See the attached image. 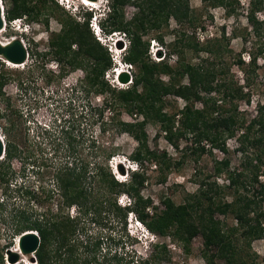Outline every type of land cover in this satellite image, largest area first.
Instances as JSON below:
<instances>
[{
    "label": "trees",
    "instance_id": "16d2710c",
    "mask_svg": "<svg viewBox=\"0 0 264 264\" xmlns=\"http://www.w3.org/2000/svg\"><path fill=\"white\" fill-rule=\"evenodd\" d=\"M2 2L6 4L4 15L7 21L21 16L37 20L45 10L64 11L56 0ZM201 2L207 8H223L227 16H234L242 9L253 34L259 38L264 34V16L262 19L257 17L258 12H264V0ZM127 3L134 5L137 11L129 19H124L123 7ZM91 15L92 12L88 11L82 21L64 16L61 33L52 39L58 51L56 58L72 69L84 71L81 87L97 95L108 94L104 108L112 110L115 131L126 132L138 142L132 158L137 160L139 167L130 172L128 180H118L110 165L111 157L118 154L114 153L119 147L114 140L105 147L92 138L91 147L105 152L100 159L90 163L77 154L79 135L61 126L63 132L59 141L64 147L63 156L51 172L52 185L40 184L33 188L15 185L11 191L13 194L0 201L1 209L16 194L24 197L28 206L33 204L30 212L24 209L16 212L14 234L19 236L25 230L37 232L40 243L34 253L35 264H98L94 252L91 257V253L80 251L89 245L93 251L100 244L98 241L90 244L89 235L83 239L79 237L81 216L90 215L91 220L96 221L98 215L108 212L125 229L128 213L132 212L156 236L171 237L183 247L200 236L206 264H256L257 255L251 250V244L264 238V183L259 177L260 166L264 164V103L256 105V113L249 119L239 108L240 101L250 102L249 78L247 75L245 83L239 84L229 73L223 58L229 41L224 27L218 37H207L202 43L193 33L189 35L183 29L184 26L193 28L200 22L201 14L191 8L190 0H110V11L100 22L101 29L104 34L124 33L128 47L123 61L136 68L130 85L118 87L104 77L114 60L107 47L91 32ZM169 19H173L178 25L177 31L182 32L175 34L163 55L158 50L157 54L162 58L154 61L149 58L148 41L143 40V36L167 27ZM200 26L205 30V25ZM156 38L163 42V35ZM185 50L195 52L197 60L186 59ZM174 54L176 62L171 65L168 60ZM256 58L249 52L247 62L238 56L236 63L254 71ZM4 81L5 77L0 75V95L3 94ZM166 96L181 98L183 106L171 113L164 111ZM120 109L134 115L135 119L119 120ZM91 110L94 115L101 116V109ZM149 121L159 125V130L175 150L179 149L178 140L185 138L188 144L184 151L202 154L208 151L207 148H216L225 152L227 139L236 137L237 150L248 153L251 148L255 163L250 158L246 160L251 166L248 172L246 168L230 170L229 159L223 157L215 161L214 170L215 175L223 171L227 173L226 184L217 187L215 180L200 181L196 193L187 195L182 202L176 204L165 197L161 201L163 207H158L150 197L142 194L147 175L141 161L155 162L163 172L161 181L166 178L165 172L178 166L180 161L173 162L165 150L147 147L145 125ZM14 142L7 143L0 159V184H5V189L9 188V178H5L11 167L9 161L21 154L17 153L19 149ZM38 173V179L42 180L45 173ZM254 184L258 187L248 194L249 187ZM213 188L220 191L214 195L210 192ZM121 194L128 198V203L123 206L118 203ZM228 194L230 199H225ZM45 203L47 206L42 208ZM220 215L231 216L234 223L228 225ZM154 246L157 249L155 255L166 250L164 242ZM132 261L127 259L116 264H146V259ZM0 264H8L3 250H0Z\"/></svg>",
    "mask_w": 264,
    "mask_h": 264
},
{
    "label": "rangeland",
    "instance_id": "374dc122",
    "mask_svg": "<svg viewBox=\"0 0 264 264\" xmlns=\"http://www.w3.org/2000/svg\"><path fill=\"white\" fill-rule=\"evenodd\" d=\"M66 1L68 4H72L70 9L58 3L64 11L45 10L37 20H29L23 16L16 17L11 22L6 21L4 30L0 33L3 43L18 37L23 41L27 50V58L20 67L11 66L0 58V75L5 77L3 94L0 95V136L4 139L5 147L11 140L15 141L14 143L19 149L17 153H21L9 161L11 167L9 170L7 169L9 173L5 177L9 178V188L5 189V184H0V201L13 194L11 191L15 185L32 188L40 184L47 187L52 185L51 172L63 156L62 149L64 147L59 141L63 132L61 126H65V129L73 130L79 135L77 154L90 163L94 159H100L105 152L96 151L91 147L90 140L92 138L97 139L105 147H109L114 140L119 145L114 153L118 154L111 157L110 165L118 179L128 180L130 172L139 167L136 164L137 160L132 158L133 152L138 147V142L126 132H116L115 121H111L112 110L104 108L105 100L109 99L108 94H105L106 96L97 95L92 90L81 87L80 81H83L84 71L80 68L72 69L66 63L58 62L56 58L58 51L52 43V39L61 33L64 16H71L82 21L83 15H87V12L90 11L88 7L81 4V0ZM106 1L98 0V4L94 5L95 8L91 11V16L95 13H102V9L107 7ZM2 4L5 12L6 4L4 2ZM190 6L196 14H201V17L195 27L184 26L185 33L189 35L193 33L196 39L203 43L207 37H218L224 27L229 41L223 58L228 64L229 73L233 75L234 81L244 84V79L248 75L250 85L247 88L251 92L250 102L240 101L239 108L244 112L246 118H251L256 113V105L264 103V34L260 38L253 34L252 27L247 22L242 9L234 16H227L223 8H207L201 0H190ZM136 11L137 8L134 5L127 3L123 7L124 19H129ZM263 16L264 12L257 13L259 19H262ZM23 20L24 24H22ZM91 21L92 17L89 20L91 32L95 38L100 40L101 44L107 47L114 60L112 68L105 72V79L118 87H127L131 82L119 84L116 82L115 74L116 70L123 65L124 69L119 71H129L131 78L136 70L134 65L127 63L125 65L123 61V55L128 47V38L123 32L104 34L101 26L98 29L93 27L92 30ZM201 24L205 25V30H202ZM177 29L179 28L175 21L169 19L167 27L151 31L148 35L143 36V40L148 41L150 59L157 61L162 58L166 51V45L172 41L175 34L182 32ZM157 35H163V42L156 38ZM119 40H121V48L117 47ZM74 48L73 44L72 49ZM158 50L162 52L160 58L155 57ZM249 52L257 57L254 71L246 65L242 66L243 69L236 63L238 56L247 62ZM184 55L186 59L197 60L195 52L185 50ZM117 60L121 61L122 65H118ZM168 62L171 65L175 64V54L169 57ZM127 67L129 69H126ZM164 100L166 104L164 111L168 113L181 108L184 104V101L179 97L166 96ZM197 105L199 106V104ZM93 108L101 109V116L94 115L91 110ZM118 114L121 121L135 119L134 115L128 114L123 109H120ZM145 132L146 145L149 149L165 150L173 162L180 161L178 166L165 172L164 181L160 180L163 172L155 162L141 161L147 175L142 194L150 197L155 205L161 208L163 207L161 201L165 197H169L177 204L182 202L187 195L196 193L200 181L212 182L215 180L218 183L217 187L226 184L227 173L223 171L221 174L215 175L214 170L215 161H219L223 157L229 159L230 170L246 168V172H248L251 166L246 164V160L250 158L252 163H255V153L251 148L248 153H241L237 150L236 137L227 139L225 152L216 148H207L208 151L199 154L184 151L188 144L185 138L178 140L179 149L175 150L167 141L164 133L159 130L157 123L149 121L145 125ZM183 151L184 153H182ZM38 172L45 173L42 180L38 179ZM259 175L260 181L264 183V164L260 166ZM257 187V184H254L252 188L249 187L248 194H252L253 189ZM219 191L220 189L214 190L213 188L210 192L215 195ZM14 196L15 198L8 199L4 207L0 209V250H3L4 256L7 248L17 249L18 235H15L13 230L16 212L18 213L22 209L30 212V209L33 208L32 203L28 206L24 197L16 194ZM225 199H230L229 194L225 196ZM118 203L123 206L128 203V198L121 194ZM46 206L45 203L42 208ZM219 217L224 219L228 225L234 223L231 216L220 215ZM96 218L95 221L91 220L90 215L81 216L80 236H78L83 239L89 235L90 244L97 241L100 243L98 248L92 249L93 251H91L90 245L80 249L81 252L91 253V257L94 252L98 264H116L118 261L124 262L127 259L129 261L146 259V264H206L200 236L194 237L187 247H183L171 237L156 236L132 212L128 213L125 229L118 219L108 212H102ZM135 221L138 222L135 223ZM9 242H11L10 246L5 248ZM163 242L166 244V250L158 252L159 254L156 255L153 254L154 251L157 252L154 245ZM251 250L257 255L256 264H264V238L254 240ZM31 257L23 258L19 262L35 264V261L29 260Z\"/></svg>",
    "mask_w": 264,
    "mask_h": 264
},
{
    "label": "water",
    "instance_id": "95a60500",
    "mask_svg": "<svg viewBox=\"0 0 264 264\" xmlns=\"http://www.w3.org/2000/svg\"><path fill=\"white\" fill-rule=\"evenodd\" d=\"M96 1V0H90ZM4 6L2 1L0 0V30L4 27ZM117 47L121 48V40L118 41ZM0 58L5 61H9L15 64L24 63L27 58V50L25 45L22 43L20 38H12L8 41V43L3 44L0 42ZM116 82L119 84H129L131 82V75L129 71L118 72L115 75ZM5 144L3 140L0 138V159L4 155ZM123 173V172H122ZM40 243L39 235L36 231L33 230H25L17 237V248L15 249L7 248L5 250V259L8 264H15L20 261L21 254L25 256H32L29 258L30 261H35L34 253L36 252Z\"/></svg>",
    "mask_w": 264,
    "mask_h": 264
},
{
    "label": "clouds",
    "instance_id": "9594fccd",
    "mask_svg": "<svg viewBox=\"0 0 264 264\" xmlns=\"http://www.w3.org/2000/svg\"><path fill=\"white\" fill-rule=\"evenodd\" d=\"M58 3H60L62 6H66V8H71L72 7V4L70 5V4H68L67 2L68 1H66V0H56ZM81 2V4H83L84 6H86V7H88L89 9H90V11H92V9L93 8H95V7H93V6H91V5H88V4H85V3H83L82 1H80ZM106 3H107V7L106 8H103L102 10V13L100 12V13H95V14H93V16H91L92 17V21H91V23H90V26H92L91 28H92V30H93V27H96L97 29L100 27V22H101V20L102 19H104L105 18V16L107 15V13L110 11V0H107L106 1ZM69 6V7H68ZM90 17V18H91ZM98 18V19H97ZM22 24H24V23H22ZM158 51H156V53H157ZM155 53V55L156 56H159L158 54H156ZM116 63H118V65H122V62L121 61H119V60H117L116 61ZM125 65H127L126 63H124ZM124 66V65H123ZM123 66H121L122 68H123ZM120 67V68H121ZM121 68V69H122ZM126 69H128V67L126 68ZM118 70V69H117ZM117 70H116V74L118 73L117 72ZM115 74V75H116ZM114 173V172H113ZM114 176L118 179V177L115 175V173H114ZM118 180H120V179H118ZM121 181V180H120ZM138 221H135V223H137ZM25 263V262H24ZM25 264H27V263H25Z\"/></svg>",
    "mask_w": 264,
    "mask_h": 264
},
{
    "label": "bare ground",
    "instance_id": "6f19581e",
    "mask_svg": "<svg viewBox=\"0 0 264 264\" xmlns=\"http://www.w3.org/2000/svg\"><path fill=\"white\" fill-rule=\"evenodd\" d=\"M2 1V0H1ZM83 3H85V4H88V5H91V6H93V7H95L94 5H96V4H98V0H96V1H90V0H81ZM4 30V28L3 29H1L0 30V33L2 32ZM0 42L1 43H3L2 42V40L0 39ZM8 43V42H7ZM22 43H23V41H22ZM3 44H6V43H3ZM24 44V43H23ZM9 65H11V66H14V67H17V66H22L23 65V63H21V64H15V63H11V62H9V61H6ZM125 67V66H124ZM124 67L121 69V68H118V70H117V72H119L120 73V71H122L123 69H124ZM129 69V68H128ZM120 70V71H119ZM0 138L3 140V142H4V139L0 136ZM3 158V157H2ZM1 158V159H2ZM16 251H18V248L16 249ZM27 257H29V256H25V255H22L21 254V261H22V259L23 258H25V259H27Z\"/></svg>",
    "mask_w": 264,
    "mask_h": 264
},
{
    "label": "flooded vegetation",
    "instance_id": "af4514ba",
    "mask_svg": "<svg viewBox=\"0 0 264 264\" xmlns=\"http://www.w3.org/2000/svg\"><path fill=\"white\" fill-rule=\"evenodd\" d=\"M5 19V23H6V18H4ZM14 19V18H13ZM13 19H10L9 21L11 22V21H13ZM27 21V20H26ZM23 23H25V21L23 20Z\"/></svg>",
    "mask_w": 264,
    "mask_h": 264
},
{
    "label": "built area",
    "instance_id": "2783aa9c",
    "mask_svg": "<svg viewBox=\"0 0 264 264\" xmlns=\"http://www.w3.org/2000/svg\"><path fill=\"white\" fill-rule=\"evenodd\" d=\"M3 20H4V27H5L6 23H5L4 16H3ZM4 27H3V28H4ZM155 57H157V58H158L159 56H156V55H155Z\"/></svg>",
    "mask_w": 264,
    "mask_h": 264
}]
</instances>
